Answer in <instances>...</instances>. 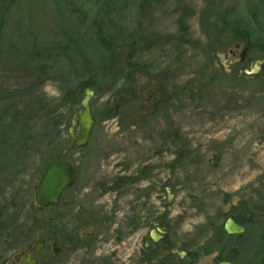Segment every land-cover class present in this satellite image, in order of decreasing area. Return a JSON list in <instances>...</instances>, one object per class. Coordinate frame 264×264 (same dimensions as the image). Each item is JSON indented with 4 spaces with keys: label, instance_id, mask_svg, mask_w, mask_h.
Instances as JSON below:
<instances>
[{
    "label": "rangeland",
    "instance_id": "374dc122",
    "mask_svg": "<svg viewBox=\"0 0 264 264\" xmlns=\"http://www.w3.org/2000/svg\"><path fill=\"white\" fill-rule=\"evenodd\" d=\"M263 59L264 0H0V213L26 230L37 179L64 159L77 181L43 213L49 234L80 232L92 208L102 240L139 246L160 222L211 252L197 264H264ZM85 82L91 142L61 158ZM229 217L244 234L221 233Z\"/></svg>",
    "mask_w": 264,
    "mask_h": 264
},
{
    "label": "flooded vegetation",
    "instance_id": "af4514ba",
    "mask_svg": "<svg viewBox=\"0 0 264 264\" xmlns=\"http://www.w3.org/2000/svg\"><path fill=\"white\" fill-rule=\"evenodd\" d=\"M240 43L238 42L231 51L233 56L237 55ZM150 101L151 99L148 100ZM72 142L71 140L69 145ZM90 142L91 138L88 145ZM79 150L82 149L70 151ZM37 184L38 180L33 189L34 203L29 213L31 221L26 230L25 227L22 229L24 231L20 232L21 230L15 228L20 218L19 214L0 213V264H188L191 262L197 264L211 255L208 251L201 256L195 251L183 249L174 242L167 229L161 227L160 223H155V227L146 238L140 240L139 246L124 245L123 241L117 243L129 234H115L113 240L107 237L102 240L103 235L99 233V226L103 220L102 210L98 212L92 208H86L84 213L86 218L81 221L80 232L69 228L64 234L56 227L49 234L47 226L55 221V217L48 219L43 213L47 209L57 208L64 192L75 184L62 192L55 205L48 207H41L36 202ZM2 226L4 228H1ZM135 235L137 232L126 240H132ZM113 241L115 244H112Z\"/></svg>",
    "mask_w": 264,
    "mask_h": 264
},
{
    "label": "water",
    "instance_id": "95a60500",
    "mask_svg": "<svg viewBox=\"0 0 264 264\" xmlns=\"http://www.w3.org/2000/svg\"><path fill=\"white\" fill-rule=\"evenodd\" d=\"M248 47H244L241 53V61L247 55ZM264 64V59L255 62L252 74H257ZM94 97V90L88 86L85 96L76 106L70 127V138L72 144L66 148L64 154H68L71 149L85 148L91 138L95 125V119L91 110V101ZM153 108L150 109V113ZM76 171L70 163L62 161L52 162L42 176L38 179L36 186V202L41 207L55 205L62 192L76 182ZM225 230L229 234H243L245 227L238 224L233 218H229L225 223ZM218 264H231L229 261H222Z\"/></svg>",
    "mask_w": 264,
    "mask_h": 264
},
{
    "label": "trees",
    "instance_id": "16d2710c",
    "mask_svg": "<svg viewBox=\"0 0 264 264\" xmlns=\"http://www.w3.org/2000/svg\"><path fill=\"white\" fill-rule=\"evenodd\" d=\"M205 13H204V15L202 16V20L204 21V24H205V26L208 28V27H211V26H213L210 22H211V20L209 19L210 18V12H211V8L210 7H208L207 9H206V11H204ZM230 22H231V20H229V18L227 17V16H224V17H222V30L224 29V28H226V27H230L229 26V24H230ZM237 39H241L240 37H238ZM86 86V88L88 87V86H92V84L90 83V82H85V83H83L82 85H81V87H79L78 88V90H77V95H79V97L81 96V93H82V90L84 89V87ZM77 100H78V97H76L75 99H73V100H71V103H72V105H74V104H77L78 102H77ZM77 102V103H76ZM79 104V103H78ZM77 104V105H78ZM76 105V106H77ZM148 196H150L151 194H147ZM12 205V204H11ZM233 218V217H232ZM228 219V218H227ZM234 220L236 221V222H238L239 224H241L242 225V223L240 222V221H238L236 218H234ZM160 223V222H159ZM160 225H161V227H165V224H162V223H160ZM153 227H155V223L152 225ZM221 233L222 234H225V233H227L226 232V230H225V222L223 221L222 222V224H221ZM203 250V249H202ZM193 255H195V254H193Z\"/></svg>",
    "mask_w": 264,
    "mask_h": 264
}]
</instances>
